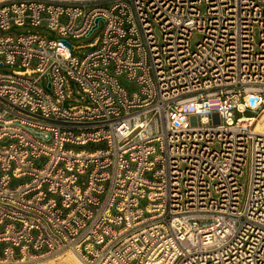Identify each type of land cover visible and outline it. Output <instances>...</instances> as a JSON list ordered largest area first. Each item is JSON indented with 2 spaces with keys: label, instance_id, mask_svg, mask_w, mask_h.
Wrapping results in <instances>:
<instances>
[{
  "label": "built area",
  "instance_id": "1",
  "mask_svg": "<svg viewBox=\"0 0 264 264\" xmlns=\"http://www.w3.org/2000/svg\"><path fill=\"white\" fill-rule=\"evenodd\" d=\"M5 65L0 264H264V0H3Z\"/></svg>",
  "mask_w": 264,
  "mask_h": 264
},
{
  "label": "rangeland",
  "instance_id": "2",
  "mask_svg": "<svg viewBox=\"0 0 264 264\" xmlns=\"http://www.w3.org/2000/svg\"><path fill=\"white\" fill-rule=\"evenodd\" d=\"M104 23L101 21L99 24L98 29H96L90 36H84L81 38H69L68 41L69 43L73 46V54L82 57L88 53H90L93 48L88 47V45L92 42H94V40L100 35L101 30L103 29ZM28 32H34V33H39L43 36H48V37H55L54 33H52L51 31H49L46 28V22L43 23V25L41 27H32L30 25H25L23 27H13L11 29V31H9V33L11 34H27ZM202 40V34L198 33V32H194L191 41H190V46L192 50H195L196 45ZM19 67L17 65L15 66H9V65H5L3 67H0V71L1 72H6V73H11L13 70H18ZM120 81L122 82L123 85H125L129 91V94H132L133 92H136L137 90H139L138 86L136 84H134L133 82H129L125 79L124 76L120 77ZM47 83L48 80L47 78H44L42 81V86L47 88ZM73 89H74V94L76 97L80 98L81 96H83V93L81 92V90L79 89L78 85L76 83H73ZM77 103L75 101H70V102H66L67 106H71V105H76ZM246 115H253L250 112H247ZM236 116H239V114L236 113ZM15 142L14 140H9V139H5L2 142H0L1 145H8L10 143ZM68 148H72L76 151L79 150H96V149H100V148H105L106 145L105 143H90L87 145H82V146H76V145H67ZM46 157L42 156L40 159L35 160V164L38 167H41L45 161H46ZM151 159H153V156L151 157ZM1 173V171H0ZM250 173H251V167L250 165H247L244 168V173L243 176L240 178V182L244 185L245 189L247 190V187L249 185V180H250ZM148 178L152 177L151 173H148L146 175ZM31 178L29 176H24L21 178H12L11 182H10V186L11 187H15L19 184L28 182ZM85 178L82 179V181ZM243 198H245V194L243 195ZM148 203L147 199H143L140 201V208L145 209L146 205ZM116 228V227H115ZM3 230V226H0V231ZM5 243H0V253H2L4 247H5ZM48 259H45L43 261H47ZM38 262H42V261H36V262H32L29 264H36Z\"/></svg>",
  "mask_w": 264,
  "mask_h": 264
},
{
  "label": "bare ground",
  "instance_id": "3",
  "mask_svg": "<svg viewBox=\"0 0 264 264\" xmlns=\"http://www.w3.org/2000/svg\"><path fill=\"white\" fill-rule=\"evenodd\" d=\"M252 130L256 133L264 135V109L260 111L257 117H255ZM36 264H77V263H74L69 256L63 255L55 259H48L47 261L38 262Z\"/></svg>",
  "mask_w": 264,
  "mask_h": 264
},
{
  "label": "water",
  "instance_id": "4",
  "mask_svg": "<svg viewBox=\"0 0 264 264\" xmlns=\"http://www.w3.org/2000/svg\"><path fill=\"white\" fill-rule=\"evenodd\" d=\"M98 21H99V19L96 20L94 28L97 27ZM67 44H68V43H67Z\"/></svg>",
  "mask_w": 264,
  "mask_h": 264
}]
</instances>
